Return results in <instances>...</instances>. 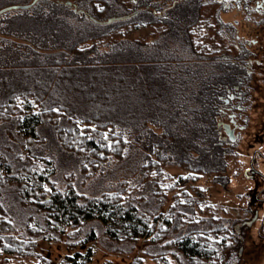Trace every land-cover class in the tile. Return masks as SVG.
<instances>
[{"label":"trees","instance_id":"16d2710c","mask_svg":"<svg viewBox=\"0 0 264 264\" xmlns=\"http://www.w3.org/2000/svg\"><path fill=\"white\" fill-rule=\"evenodd\" d=\"M46 1L52 3L48 17L25 9L7 20L6 28L10 32L33 34L44 40V44L34 46L30 57L20 55L0 65V123L9 121L11 129H22L30 123L33 128L30 132L34 135L35 127L44 117L48 118L60 145L76 154L86 172L90 168L98 171L111 157H125L134 143L141 142L145 158L148 155L143 170L147 177L150 173L155 175L151 182L160 196L165 195L161 181L165 178V165L173 160L199 176L221 171L226 142L218 116L223 108L220 97L224 94L228 73L224 61L216 58L213 65L217 67L189 65L183 60L184 56L179 57L172 50L170 43L176 39L174 42L179 41L194 52L191 35H180L173 22L168 29L171 35L164 29L147 42L104 41L120 35V29L129 22L165 23L163 1L134 0L141 4V10L130 18L110 22L104 18L119 9L113 6L118 0H88L92 8L89 11L77 8L84 0ZM193 3L194 0H184L173 12L179 18L188 16ZM97 40L102 44L83 46ZM102 45L106 47L103 51L100 50ZM18 97H33L39 104L38 114L22 117L25 109L19 105ZM28 104L31 109L32 103ZM151 124L161 127L162 131H154ZM129 135L134 136V143ZM34 166L39 173L33 171ZM28 170L35 182L41 183L42 176L49 178L35 163ZM5 180L8 178L0 172V182ZM30 187L21 181L24 194L36 195L37 189ZM179 203L177 200L168 217L161 221L159 231L153 234L152 227L146 232V236H154L151 242L159 243L169 235L171 228L177 229L178 225L165 220L175 215L181 220ZM40 207L51 209L46 216L54 227L66 224L80 229L89 220L98 219L105 223L108 236L115 240H134L144 235L150 224H156L146 213L133 212L124 190L90 197L79 193L71 182L66 190L47 197ZM6 214L0 202L3 217L0 222L8 227ZM47 226L51 229L50 223ZM29 231L32 235L37 229ZM26 239L24 243L8 245V239L0 234L3 250L34 255L30 246L34 243L35 247V242L29 237ZM96 239L92 229L84 242ZM177 240L172 241L173 245ZM181 244L191 256L202 250L189 240ZM133 264H143V259L136 258Z\"/></svg>","mask_w":264,"mask_h":264},{"label":"rangeland","instance_id":"374dc122","mask_svg":"<svg viewBox=\"0 0 264 264\" xmlns=\"http://www.w3.org/2000/svg\"><path fill=\"white\" fill-rule=\"evenodd\" d=\"M33 1L0 0V10L11 5L30 4ZM160 1H163L165 6L162 10L165 11V23L129 22L120 29V35L106 38L104 41L132 39L147 42L164 29L168 32L167 35H171V30L168 29L174 24L180 35H191L194 52L179 41L174 42L176 39L170 43L172 50L176 51L179 57L184 56L183 60L189 65L198 68L205 64L207 67H217L213 64L219 55L225 51L238 53L235 41L233 46L230 45L225 33L228 29L227 23L236 22L237 18L242 19L243 14L238 11L227 12L214 4L213 0H203L204 4L199 12L193 4L190 8L192 12L179 18L173 9L184 0H177L179 3L176 5L175 0H156L159 3ZM114 3L113 6L119 9L112 10L114 13L106 16V21L111 17L128 15L142 8L141 4L134 0H118ZM98 5L101 7L102 3ZM143 5L147 8L146 4ZM51 6L52 3L46 0H37L27 10L29 13H41L48 17L47 12ZM77 8L87 11L92 9L88 0L79 2ZM151 8L156 10L155 7ZM21 10L25 9H11L0 15V65L7 64L5 62L20 55L29 54L30 57L34 46L44 44V40L33 34L10 32L6 28L8 18ZM99 41H89L83 46L102 44ZM105 49V45L100 48L101 51ZM259 74L261 73L256 74L254 84L249 90L250 100L245 102V108L238 111L241 120L230 122L229 115L224 111L226 106L218 116L219 123L228 121L234 127L237 126V138L234 140L228 137L225 128L220 125L226 142L223 150L224 161L220 163V166L223 165L221 171L218 174L211 172L199 176L187 166L178 165L176 160H173L164 168L165 178L161 181L165 195L162 196L156 193L157 190L151 182L155 175L150 173L147 177L146 171L143 170L142 165L147 163L148 155L145 158L146 154L140 147L141 142H133L134 136L129 135L134 146L130 147L125 157H111L98 171L90 168L89 172H86L76 154L60 145L48 118H40L42 122L35 127L34 135H31L30 130L33 128L30 123L22 128L27 130L19 127L11 129L9 121L0 123V172L8 178L4 183L0 182V202L7 212L5 219L10 222L8 227L0 222V234L8 239V245L24 243L28 237L35 242V247L34 243L30 246L34 255L9 253L3 250L0 243V264H133L136 258H142L143 264H264V240L257 236L259 221L255 222L258 217L255 208L260 205L255 196L264 194V177L256 175L251 178L245 173L254 162L258 172L259 169L264 171V158L257 152L260 149L264 154V121L257 119L258 115L264 112V75ZM30 102L33 105L31 109L28 108ZM18 103L25 109L22 117L25 114H38L39 104L33 97H18ZM242 116L247 120H243ZM150 126L158 133L162 131L161 127L153 124ZM29 127L31 128L28 129ZM31 136L34 137L33 140H30ZM33 163L40 167L41 172L48 174L49 178L42 176L41 183L35 182L28 170ZM33 171L40 172L35 166ZM21 181L37 189V194H24ZM70 182L79 193L90 197L99 196L104 192L124 190L133 212L146 213L152 222L156 220L155 226L150 224L145 234L136 235L135 237H138L134 240H115L109 237L105 223L98 219L89 220L80 229L66 224H57L54 227L52 220L46 216L51 209H43L40 205L57 191L66 190ZM173 187L176 189L172 190ZM177 200L180 201L179 212L183 214L181 220L177 219L178 215L165 220L178 225L177 229L171 228L170 236H166L159 243L151 242L150 239L154 236H146V232L152 227L153 234L159 231L161 221L168 217ZM262 209L261 213L264 211V205ZM2 218L0 216V221ZM246 220H251L250 225L255 222L253 227H246L243 224ZM138 221L143 225L142 219ZM49 223L51 229L46 228ZM237 225L241 228L240 231ZM28 227L37 229V232L31 235ZM92 229L95 230L97 239L84 242V238ZM261 232H264V229ZM176 239V245H173L172 241ZM188 240L191 245H196V248L200 247L202 250L193 256L187 254L182 249L184 244L181 243ZM241 247L244 251L243 255L239 256Z\"/></svg>","mask_w":264,"mask_h":264},{"label":"flooded vegetation","instance_id":"af4514ba","mask_svg":"<svg viewBox=\"0 0 264 264\" xmlns=\"http://www.w3.org/2000/svg\"><path fill=\"white\" fill-rule=\"evenodd\" d=\"M175 1L176 2L174 5L179 3V0ZM212 2L221 6L222 9L227 12L238 11V13L241 15L243 14L242 19L237 18L236 22L227 23L228 29H226L225 33V38L229 41L230 45L233 46L235 41V47L238 50V53L234 54L225 51L224 54L219 55L220 57H217L221 60L224 58L223 61L226 64L228 71L225 91L220 97L223 100V108L221 111H223L224 106H226L224 111L227 113V115H229L230 122L236 123L241 120L240 116L238 115L239 109L245 108V102L250 100L249 90H251V86L254 84L256 74L261 73L259 75H264V0H213ZM193 4L195 8L199 9V12L204 2L203 0H194ZM198 16H200V13H198ZM257 106L259 107V105ZM234 110H236V112ZM259 118L264 121L263 111L260 115H258L257 119ZM242 119L247 120V118L243 116ZM230 122L221 121L219 125L224 128L223 123L229 124V129H232L233 132L230 133L226 131L228 137L233 139L232 137L234 136L236 139L237 134L235 131L237 130V126L234 127V125ZM222 128L221 132L223 133ZM261 134L260 136H262ZM223 137H225V135H223ZM262 141H264V135ZM262 151L258 149L257 152H259L264 158ZM246 170L248 171L245 173L251 178L255 177L256 175L264 177V171L261 169H259L260 173L258 171H254L251 164L250 168H247ZM255 197L260 204L255 208V213L258 211V217L255 222L259 221L257 236L264 240V232H261L264 229V211L262 213L260 212V209H262L264 205V194L262 193L256 195ZM250 221L251 220H246L243 224H245L248 228L253 227L255 222L250 225ZM237 228H239L240 231L241 228L239 225H237ZM243 251L244 248L241 247L239 249V256L243 255Z\"/></svg>","mask_w":264,"mask_h":264},{"label":"water","instance_id":"95a60500","mask_svg":"<svg viewBox=\"0 0 264 264\" xmlns=\"http://www.w3.org/2000/svg\"><path fill=\"white\" fill-rule=\"evenodd\" d=\"M36 1H37V0H34V1H33L32 3H30V4L11 5V6L5 7V8H3V9L0 10V15H1L3 12L8 11V10H11V9H27V8L31 7ZM69 3H70V2H69ZM136 12H138V10L135 11V12H133V13H130V14H128V15L117 16V17H111V18L108 19L107 21L110 22V21H114V20L126 19V18L131 17V16H132L133 14H135ZM223 125H224V128H225V130H226L227 132H230V133L233 132L232 129H229V126H230L229 124H227V123H223ZM232 138L235 139L234 136H233ZM252 168H253L254 171H257V169L254 167L253 164H252Z\"/></svg>","mask_w":264,"mask_h":264}]
</instances>
